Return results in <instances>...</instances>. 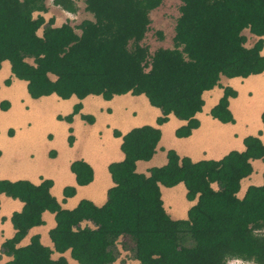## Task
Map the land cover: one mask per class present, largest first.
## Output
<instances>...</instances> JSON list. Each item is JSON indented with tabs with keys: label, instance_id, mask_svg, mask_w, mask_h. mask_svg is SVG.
<instances>
[{
	"label": "trees",
	"instance_id": "1",
	"mask_svg": "<svg viewBox=\"0 0 264 264\" xmlns=\"http://www.w3.org/2000/svg\"><path fill=\"white\" fill-rule=\"evenodd\" d=\"M46 1L0 0V70L3 62H10L13 74L28 82L34 99L56 95L82 101L94 95L110 101L116 95H145L162 112L158 125L170 115L187 122L176 131L178 138H186L200 126L196 115L203 111V94L221 87L222 76L264 73V0H179L174 47L154 53L144 40L151 12L165 0H83L92 19L78 26L81 35L68 23L55 27L53 19L47 20ZM53 3L68 13L78 9L76 0ZM246 30L258 37L250 48ZM237 96L234 89L224 88L211 116L234 123L229 105ZM10 108V102L0 101V112ZM82 108L76 104L64 120L71 123ZM81 117L95 122L92 116ZM114 135L123 139L125 159L109 166L115 186L102 207L83 200L73 210L63 209L51 193V180L39 185L0 181V195L24 203L12 216L16 235L3 245L10 257L6 264H68L65 258L54 260L39 237L18 247L32 228L44 223L47 211L56 216L57 225L50 231L56 251L71 250L80 264H114L123 237L134 242L128 250L138 264H229L233 259L264 264V182L238 196L242 181L254 172L253 162L264 160L262 132L245 138V151H232L219 161L193 162L170 150L167 165L151 169L150 176L137 172V162L154 157L160 129L143 126ZM73 143L70 136V146ZM71 171L80 186L94 181V171L84 161L73 162ZM180 183L188 201L196 202L187 219L174 220L164 206L161 186ZM76 191L65 188V198ZM85 221L94 228L83 227Z\"/></svg>",
	"mask_w": 264,
	"mask_h": 264
},
{
	"label": "crops",
	"instance_id": "2",
	"mask_svg": "<svg viewBox=\"0 0 264 264\" xmlns=\"http://www.w3.org/2000/svg\"><path fill=\"white\" fill-rule=\"evenodd\" d=\"M76 3L78 9L72 13L74 16L80 10L91 16L83 0H76ZM245 34L247 40L251 36L258 41V37L248 30ZM253 45L247 44V47ZM7 81H10L9 85ZM220 84L221 87L203 94L205 105L203 111L196 115L200 122L199 128L189 137L178 138L176 131L187 122L170 115L168 122L158 125L157 120L162 117V112L152 106L145 95H116L110 101L94 95L82 101L76 97L63 100L56 95L34 99L28 91V82L18 79L12 72L10 62L5 61L0 70V101L10 102L11 108L0 112V181L26 180L39 185L43 180H51V193L63 209L73 210L83 200L102 207L108 201L109 190L115 186L109 166L125 159L121 149L123 139L116 137L115 131L125 135L143 126L160 129L162 136L154 157L149 161L137 162V172L146 176H150L151 169L167 165V152L170 150L193 162L219 161L232 151H245L244 140L249 136H259L262 132L260 139L264 143V73L248 78L222 76ZM227 87L238 92L236 98L230 99L229 105L234 123H222L211 116L212 109L219 104ZM88 99L91 100L86 104ZM79 103L83 105L81 113L71 123L64 120ZM15 105L17 108L12 112ZM82 115L94 117L95 122H86ZM70 136L74 137L72 146L69 144ZM52 152H55L54 156L50 155ZM64 152L67 156L63 155ZM75 161H84L92 167V183L78 185L71 171V164ZM255 162L261 163L262 168L254 167L253 174L244 179L253 181L248 187L261 186L264 182V160H256L253 165ZM67 187L77 189L73 197L65 198L64 190ZM247 189L241 188L239 194L244 191V197ZM165 191H168L167 197ZM161 192L168 214L174 220L187 219L188 211L196 201H188L185 185L180 183L172 188L161 186ZM23 208L24 203L20 200L0 195V264L10 260L3 253V245L16 235L12 216ZM43 220L42 225L28 232L18 247L29 246L33 238L39 237L41 245L52 251L54 260L65 258L68 264H80L72 257L71 250L64 253L56 251L50 237V231L57 225L55 214L47 211L43 214ZM82 226L94 228L89 221L83 222ZM128 255L121 254L114 264H138L131 258V252Z\"/></svg>",
	"mask_w": 264,
	"mask_h": 264
},
{
	"label": "rangeland",
	"instance_id": "3",
	"mask_svg": "<svg viewBox=\"0 0 264 264\" xmlns=\"http://www.w3.org/2000/svg\"><path fill=\"white\" fill-rule=\"evenodd\" d=\"M48 11L44 13L43 15L46 17L47 20H54V26L59 27L62 24H70L75 32L78 35H81V30L78 28L81 23L86 20V18H89L91 16H87L83 10H80L76 16L74 14L68 13L61 8L54 5L53 0H47L46 1ZM181 6V2L179 0H165V2L159 7V9L154 10L151 12L152 17V24L150 26L149 32L146 35V38L144 40V45H146L151 53H154L157 49L160 48H173L174 47V28L176 26L177 20L179 18L180 12L179 8ZM39 13H35V16H38ZM92 19V18H90ZM247 32V30L245 31ZM162 34V35H161ZM245 34V33H244ZM246 35V34H245ZM247 39L248 36L246 35ZM256 41L253 39V37L250 36V39L247 41V44H255ZM253 47V46H252ZM88 99L86 101L89 102ZM17 106L15 105L12 112L15 111ZM64 156H67V154L64 152ZM254 167L262 168L261 163L255 162ZM257 170V169H256ZM257 175V172L254 176V179ZM253 181L251 179L244 180L242 182V189L246 190L249 184H252ZM215 188H217V185H214ZM168 191H165V195L167 197ZM244 194V191L239 194V197L242 198ZM175 202V201H174ZM124 244L126 247H124ZM134 246V242L130 238H120L118 241V250L121 252V254H124L127 256L128 253H130V248ZM122 251H121V250ZM130 260V259H129ZM229 264H255V262H244L242 260L233 259L229 262Z\"/></svg>",
	"mask_w": 264,
	"mask_h": 264
},
{
	"label": "clouds",
	"instance_id": "4",
	"mask_svg": "<svg viewBox=\"0 0 264 264\" xmlns=\"http://www.w3.org/2000/svg\"><path fill=\"white\" fill-rule=\"evenodd\" d=\"M72 14V13H71ZM249 31V30H248ZM250 32V31H249ZM252 34V33H251ZM254 46V45H253ZM53 79H55V77H53ZM54 154H55V152H53ZM50 155H51V153H50ZM52 156V155H51ZM238 260V259H237ZM240 260V259H239ZM242 261H244V260H242ZM244 262H250V261H244ZM256 264V263H255Z\"/></svg>",
	"mask_w": 264,
	"mask_h": 264
}]
</instances>
